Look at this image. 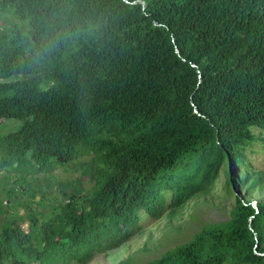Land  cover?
<instances>
[{"label": "trees", "instance_id": "16d2710c", "mask_svg": "<svg viewBox=\"0 0 264 264\" xmlns=\"http://www.w3.org/2000/svg\"><path fill=\"white\" fill-rule=\"evenodd\" d=\"M9 120L21 126L0 134V172L24 185L78 163L92 185L6 219L0 264L113 254L142 212L174 219L222 171L230 219L143 264H264V171L245 153L264 130V0H0Z\"/></svg>", "mask_w": 264, "mask_h": 264}, {"label": "rangeland", "instance_id": "374dc122", "mask_svg": "<svg viewBox=\"0 0 264 264\" xmlns=\"http://www.w3.org/2000/svg\"><path fill=\"white\" fill-rule=\"evenodd\" d=\"M20 126L21 121H3L0 123V134L15 131ZM253 133L256 140L246 148L245 153L253 169L264 171V130L253 128ZM77 164L58 168L49 174L40 173L29 178V184L24 185L15 183L13 173L2 170L0 191L5 201L2 203L3 207H0V227L12 215H23L30 206H33L35 214L51 213L54 204L65 200L62 195L63 186L70 192L74 186H78V180H82L83 188L87 190L92 183L89 177L83 178ZM14 188L13 196L9 197L8 191ZM33 191L37 194L35 199L31 197ZM261 198H264V194L259 197L255 193L253 204L256 205V201ZM40 200L44 203L38 204ZM234 203V195L225 189V171H222L211 195L191 202L174 219L166 214L161 219H153L142 212L135 237L113 254L97 256L89 264H116L127 257H132L134 264H143L158 258L169 248L189 241L204 224L230 219Z\"/></svg>", "mask_w": 264, "mask_h": 264}]
</instances>
